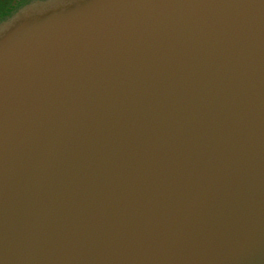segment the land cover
<instances>
[{
  "label": "water",
  "instance_id": "95a60500",
  "mask_svg": "<svg viewBox=\"0 0 264 264\" xmlns=\"http://www.w3.org/2000/svg\"><path fill=\"white\" fill-rule=\"evenodd\" d=\"M0 264H264V0L6 23Z\"/></svg>",
  "mask_w": 264,
  "mask_h": 264
},
{
  "label": "flooded vegetation",
  "instance_id": "af4514ba",
  "mask_svg": "<svg viewBox=\"0 0 264 264\" xmlns=\"http://www.w3.org/2000/svg\"><path fill=\"white\" fill-rule=\"evenodd\" d=\"M37 0H0V24L11 18L17 11Z\"/></svg>",
  "mask_w": 264,
  "mask_h": 264
}]
</instances>
